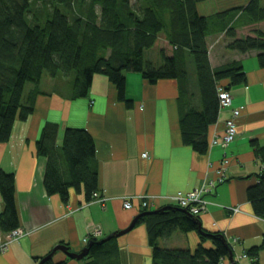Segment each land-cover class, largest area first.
<instances>
[{"label":"crops","instance_id":"0c3cea01","mask_svg":"<svg viewBox=\"0 0 264 264\" xmlns=\"http://www.w3.org/2000/svg\"><path fill=\"white\" fill-rule=\"evenodd\" d=\"M247 1L226 0L215 11L245 5ZM206 3L199 1L200 12L215 13H211ZM211 36L207 35L209 46L214 40ZM156 44L157 50L165 48L166 53L172 54L173 46H167L166 37L160 36ZM214 51L209 47L213 66L240 60L247 72V81L231 87L233 106H243L236 118V139L226 146L209 144L206 152L197 151L182 139L183 106L177 77L151 83L141 72L127 71L126 94L133 99L132 106L119 99L117 88L103 73L94 75L87 96L76 98L71 97L70 79L57 82L65 78H51L50 88L37 95L33 114L26 120L17 118L10 139L0 142V167L15 174L19 226L27 231L20 240L11 241L7 249H0V264H39L60 243H66L73 251L80 250L89 244L96 229L100 230L96 235L107 239L112 233L127 228L145 209L139 199H134L133 207L126 208L124 197L155 194V208L170 205L175 203L171 196L176 192L200 187L205 177L217 175L225 158L229 160L225 165L226 178L207 195L212 203L200 214L202 227L225 234L236 257L261 245L264 217L255 213L247 188L257 183L264 172V66L259 65L258 52H238L227 45ZM148 59L156 60L153 56ZM190 74L192 102L198 103L195 67ZM230 114L231 107L219 110L218 119L209 126V140L224 132ZM48 120L59 125V145L70 126L85 127L93 134L99 187L91 200L86 197L84 186L81 190L71 187L68 200L59 193L49 194L45 188L48 157L38 155L36 143ZM235 205L239 206L238 210L228 207ZM3 207L4 200L0 197V208ZM199 233L195 229H176L158 241L165 247L194 249L201 241ZM117 237L120 264H153V247L143 221ZM204 244L212 242L205 240ZM66 257L70 256L57 249L52 259ZM77 260L71 258L70 262L79 263ZM240 263L264 264V247L258 250L254 263L249 257H242ZM227 264L233 263L229 259Z\"/></svg>","mask_w":264,"mask_h":264},{"label":"trees","instance_id":"16d2710c","mask_svg":"<svg viewBox=\"0 0 264 264\" xmlns=\"http://www.w3.org/2000/svg\"><path fill=\"white\" fill-rule=\"evenodd\" d=\"M199 1L0 0V142L10 139L17 118L26 120L35 111L37 95L44 92L40 80L46 71L53 77L70 79L74 98L87 96L94 75L103 73L117 88L119 99L132 106L133 99L126 94V72L133 70L151 83L165 77L179 79L182 139L197 151L206 152L209 126L218 119L221 106L218 81L227 90L247 81L240 60L212 65L207 35L225 30L231 38L228 47L242 52L258 50L259 65L264 66V30L243 36L237 35L235 29L240 23L264 20V0H248L245 5L212 14H202ZM162 32L173 52L168 54L165 48L161 49L162 63L156 65L144 53L156 44ZM191 61L199 84L198 103L192 102L194 94L188 85ZM27 82H33V86L26 91ZM58 128V123L48 120L36 143L38 155L48 157L45 188L49 194L59 193L68 200L71 187L81 190L84 186L86 197L91 200L99 187L94 136L85 127L70 126L59 145ZM259 178L247 188L248 199L255 213L264 217V172ZM15 181L14 172L0 167L2 231L20 225ZM149 209L153 208L144 210ZM142 221L153 247V264H218L229 257L226 235L217 230L202 228L201 241L194 249L159 245L161 236L176 229L199 230L200 214L185 211L176 203L141 215L136 223ZM90 239L89 253L76 264L121 263L117 232L107 239L99 235ZM205 240L212 244H204ZM261 243L245 250L246 255L233 264H241L242 257H249L254 263L258 250L264 247V237ZM70 260L51 258L44 264H73Z\"/></svg>","mask_w":264,"mask_h":264},{"label":"built area","instance_id":"2783aa9c","mask_svg":"<svg viewBox=\"0 0 264 264\" xmlns=\"http://www.w3.org/2000/svg\"><path fill=\"white\" fill-rule=\"evenodd\" d=\"M218 94H220V109L230 108L231 107V116H229L225 121L226 128L221 135H215L210 139V145L218 144L226 146L230 144L237 137L238 126L236 122V118L241 113V107H235L232 104L233 94L231 90L225 89L226 87L223 83L219 82ZM145 155L147 154L144 153ZM229 160L227 158L224 159L222 167L217 169V175H212L209 177H205L204 183L197 188H192L190 191L180 190L176 192V194L172 195L174 202L178 204L180 207H185L190 213L202 214L203 211H206L209 205L212 203L211 200L207 197L209 193H211L218 184L222 183L226 178L225 173V165ZM264 167V165H263ZM155 194H137V195H127L124 197L123 205L127 207H133L134 199L140 200V205L142 208L155 206L154 202L156 200ZM105 198H103L104 200ZM231 210H238L239 207L228 206ZM100 230L96 229L95 234H100ZM27 231L22 227H14L6 232H0V249L5 250L11 245V241L20 240L22 236H24ZM246 255V253H243ZM241 255L237 256V259ZM253 257V256H252ZM254 258V257H253ZM226 258H222L218 264H225Z\"/></svg>","mask_w":264,"mask_h":264},{"label":"rangeland","instance_id":"374dc122","mask_svg":"<svg viewBox=\"0 0 264 264\" xmlns=\"http://www.w3.org/2000/svg\"><path fill=\"white\" fill-rule=\"evenodd\" d=\"M224 1H226V0H205V2H207L206 4L207 5H205L210 11H211V13L212 12H214L216 9H218V4H221V2H224ZM235 29H236V31H237V35H243V36H245V35H248V33H251V34H256L257 32L256 31H258L259 29H263L264 30V20H261V21H259V22H257V23H240L239 25H236L235 26ZM164 32H162L161 33V36L163 37L165 34H163ZM211 35H213V36H211V37H213V42L210 44V50L211 51H214V49L216 48V47H218V48H220V46L221 45H223L225 48H226V45H227V43H226V40H227V42H230V39L231 38H226L227 36H226V31L225 30H216V32L215 33H211ZM165 37V36H164ZM229 37V36H228ZM223 39H225V42H224V40ZM163 42L165 43L166 41H164V39H163ZM158 44H155L154 46H152V48H147L146 50H145V57H146V59H148V57H151V56H153L154 57V59L156 58V60H154V63L156 64V65H160L161 63H162V54L160 53V51L159 50H157V48H158V46H157ZM169 48H171V44L168 42V45H167ZM234 50H236V49H234ZM236 51H240V50H236ZM259 52L258 50H256V49H251V50H249V52ZM158 52V53H157ZM215 52V51H214ZM248 52V53H249ZM159 56H160V58H159ZM149 60V59H148ZM193 67H195L194 66V63L191 61L190 62V70H191V68H193ZM190 70H189V74H190ZM51 78H54L52 75H50L49 74V72L48 71H46L44 74H43V76H42V78H41V87H42V89L43 90H45V91H47L48 90V88H50V86H51ZM59 78H61V77H57L56 79H58L59 80ZM62 81H66V78L65 79H63V80H59V81H57V82H62ZM57 82H55V84L57 83ZM33 82H27V84H26V91L31 87V86H33V84H32ZM18 120H21V118H18ZM0 197L2 198V193H1V190H0ZM3 199V198H2ZM239 207V206H238ZM153 209H155V206H153L152 207ZM230 259V257H226V264L227 263H229V259ZM234 259H235V257H234ZM235 260H237V258L235 259ZM231 261V260H230Z\"/></svg>","mask_w":264,"mask_h":264},{"label":"water","instance_id":"95a60500","mask_svg":"<svg viewBox=\"0 0 264 264\" xmlns=\"http://www.w3.org/2000/svg\"><path fill=\"white\" fill-rule=\"evenodd\" d=\"M171 205L172 204L160 206L159 208H155V209H149V210L140 211L136 215V217L132 220V222L128 225L127 228L119 230L117 232V236L121 235V234H124V233L128 232V230L132 229L133 226L136 224V222L139 220V217L141 215L147 214L149 212L160 211V209H164V208L170 207ZM182 209L187 211V209L185 207H182ZM198 224H199V231H200V233L203 234L204 233V229H202L203 227H202L201 221H198ZM108 237H110V236H108ZM226 239L227 238L224 237V240H226ZM90 243H91V240H90L89 244L86 245V247H84V248H82L80 250H75V251L71 250L66 243H60V244L56 245V247L54 248L53 251H51L49 254L45 255L44 257H42L38 263L39 264H44V262L46 260H49V259L53 258L54 254H55V251L57 249H61L62 251L66 252L68 254V256H70L71 258L83 259L89 253L88 247H89ZM228 245H229V254L228 255L230 257L231 262L234 263L235 259H234V255H233V249H232L230 244H228Z\"/></svg>","mask_w":264,"mask_h":264}]
</instances>
